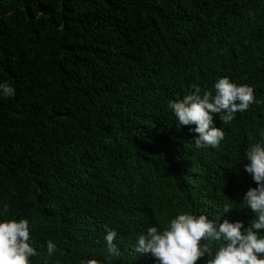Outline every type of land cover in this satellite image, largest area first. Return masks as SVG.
<instances>
[{"label":"trees","instance_id":"16d2710c","mask_svg":"<svg viewBox=\"0 0 264 264\" xmlns=\"http://www.w3.org/2000/svg\"><path fill=\"white\" fill-rule=\"evenodd\" d=\"M222 77L262 103L214 114L224 139L196 148L168 102ZM0 83L15 89L0 96V222L28 220L30 264H156L135 251L150 226L255 218L242 199L264 141V0H0Z\"/></svg>","mask_w":264,"mask_h":264},{"label":"clouds","instance_id":"9594fccd","mask_svg":"<svg viewBox=\"0 0 264 264\" xmlns=\"http://www.w3.org/2000/svg\"><path fill=\"white\" fill-rule=\"evenodd\" d=\"M194 91L180 100H169L168 107L176 118V127H189L196 148H218L224 139L223 129L214 124V114L219 115L223 124L230 123L237 112H245L255 99L253 87L236 85L228 77L219 78L215 83V95L210 91L192 85ZM15 89L7 83H0V96L12 97ZM248 161L244 171L252 176L256 187H249L242 202L255 213V218L245 227L243 222H230L224 219L209 220L205 214L199 216L178 214L163 231L155 226L147 228L146 233L138 236L135 251L150 254L156 264H196L207 255L206 264H264V237L259 230H264V141L252 144L245 153ZM234 203V202H233ZM230 204L223 206V213L232 210ZM3 212L8 211L7 205ZM104 240L108 252L119 257L120 251L114 240L115 230L105 225ZM30 240L29 222L26 219L0 222V264H30V257L37 255L28 242ZM205 241L203 244L201 241ZM213 243L219 246L212 247ZM47 253L51 256L56 251L52 240L46 243ZM81 264H101L95 258L86 259Z\"/></svg>","mask_w":264,"mask_h":264}]
</instances>
